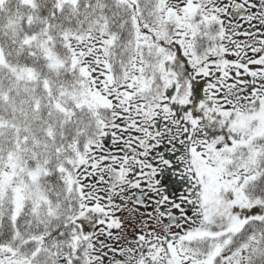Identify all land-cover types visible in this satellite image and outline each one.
Instances as JSON below:
<instances>
[{
    "label": "snow or ice",
    "instance_id": "6c2138e0",
    "mask_svg": "<svg viewBox=\"0 0 264 264\" xmlns=\"http://www.w3.org/2000/svg\"><path fill=\"white\" fill-rule=\"evenodd\" d=\"M0 264H264V0H0Z\"/></svg>",
    "mask_w": 264,
    "mask_h": 264
}]
</instances>
